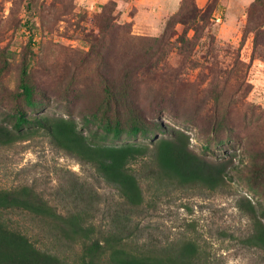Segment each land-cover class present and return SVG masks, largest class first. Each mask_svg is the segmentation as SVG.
Instances as JSON below:
<instances>
[{
  "label": "rangeland",
  "instance_id": "rangeland-1",
  "mask_svg": "<svg viewBox=\"0 0 264 264\" xmlns=\"http://www.w3.org/2000/svg\"><path fill=\"white\" fill-rule=\"evenodd\" d=\"M102 1L0 0V108L21 104L27 68L50 113L73 118L82 130L81 118L88 116L96 130L111 84L115 97L133 100L147 122L181 130L195 153L231 159L238 167L216 191L191 186L154 193L144 183L146 202L137 220L146 236L164 242L185 233L219 264H264L250 219V203L264 204V174L258 179L252 172L264 168V33L252 32L248 16L255 0ZM184 1L203 10L211 6L209 23H199L197 31L173 23L164 39ZM133 168L147 169L141 161ZM70 180L85 193V203L66 193ZM23 186L63 212L88 206L89 223L100 228L110 226L122 205L118 185L43 133L0 146V189ZM3 218L39 248L69 264L75 260L74 251L56 244L29 213L8 210Z\"/></svg>",
  "mask_w": 264,
  "mask_h": 264
},
{
  "label": "trees",
  "instance_id": "trees-1",
  "mask_svg": "<svg viewBox=\"0 0 264 264\" xmlns=\"http://www.w3.org/2000/svg\"><path fill=\"white\" fill-rule=\"evenodd\" d=\"M211 13V6L203 10L194 4L185 6L184 1L170 18L163 38L173 23L190 25L194 31L199 23L207 26ZM248 16L252 32L264 33V0H255ZM20 90L21 104L11 111L0 108V146L43 133L56 148L118 185L122 205L113 211L110 226L100 228L89 223L88 206L63 212L28 186L0 189V264H69L57 252L39 248L27 234L11 228L3 218L8 210L27 212L40 220L56 244L74 251L72 264H219L205 246L185 233L164 242L147 237L137 216L146 202L144 183L151 184L154 193L191 186L216 191L226 185L231 172L238 171L231 159L214 161L195 153L187 133L147 122L133 100L115 97L111 84L105 88L106 122L101 120L96 130L88 116L81 118L86 127L82 130L73 118L50 113V103L38 99L27 68L22 71ZM91 117L98 120L97 115ZM140 161L147 168L143 174L133 168ZM252 172L261 179L264 168ZM78 188L70 180L66 193L85 203V193ZM250 205L252 238L264 246V204Z\"/></svg>",
  "mask_w": 264,
  "mask_h": 264
},
{
  "label": "crops",
  "instance_id": "crops-1",
  "mask_svg": "<svg viewBox=\"0 0 264 264\" xmlns=\"http://www.w3.org/2000/svg\"><path fill=\"white\" fill-rule=\"evenodd\" d=\"M105 1H106V0H103L102 3L105 2Z\"/></svg>",
  "mask_w": 264,
  "mask_h": 264
}]
</instances>
